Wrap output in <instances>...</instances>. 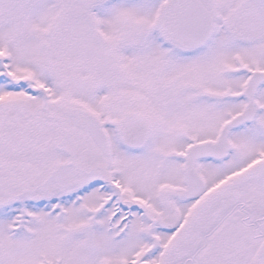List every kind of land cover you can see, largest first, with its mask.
Here are the masks:
<instances>
[{
    "label": "snow or ice",
    "instance_id": "snow-or-ice-1",
    "mask_svg": "<svg viewBox=\"0 0 264 264\" xmlns=\"http://www.w3.org/2000/svg\"><path fill=\"white\" fill-rule=\"evenodd\" d=\"M0 264H264V0H0Z\"/></svg>",
    "mask_w": 264,
    "mask_h": 264
}]
</instances>
